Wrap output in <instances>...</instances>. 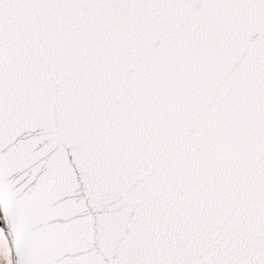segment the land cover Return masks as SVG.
Returning <instances> with one entry per match:
<instances>
[{"label":"snow or ice","instance_id":"snow-or-ice-1","mask_svg":"<svg viewBox=\"0 0 264 264\" xmlns=\"http://www.w3.org/2000/svg\"><path fill=\"white\" fill-rule=\"evenodd\" d=\"M0 264H264V0H0Z\"/></svg>","mask_w":264,"mask_h":264}]
</instances>
